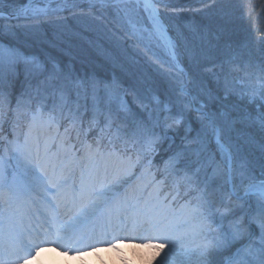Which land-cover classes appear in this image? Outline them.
Returning a JSON list of instances; mask_svg holds the SVG:
<instances>
[{"label":"snow or ice","instance_id":"6c2138e0","mask_svg":"<svg viewBox=\"0 0 264 264\" xmlns=\"http://www.w3.org/2000/svg\"><path fill=\"white\" fill-rule=\"evenodd\" d=\"M41 2L0 10V37H9L0 38V264H24L53 237L58 246L74 247L95 221L102 234L120 231L158 241L148 243L159 246L158 264H264V159L257 171L234 140L241 124L264 134V68L257 84L241 90L254 111L205 110L188 89L179 39L165 25L161 8L170 7L168 0H89L88 11L111 10L130 38L170 57L160 60L153 53L158 66L171 69L169 103L177 112L165 104L147 120L122 118L120 112L131 109L121 99L120 112L113 111L114 81L73 76L51 56L28 54L11 42L21 39L13 20L23 17L25 35L35 34L76 10L75 0ZM21 74L27 87L13 101L8 89ZM190 110L200 123L198 147L190 157H169L157 179L151 170L155 129L161 121L179 125ZM246 139L251 143L253 137Z\"/></svg>","mask_w":264,"mask_h":264},{"label":"trees","instance_id":"16d2710c","mask_svg":"<svg viewBox=\"0 0 264 264\" xmlns=\"http://www.w3.org/2000/svg\"><path fill=\"white\" fill-rule=\"evenodd\" d=\"M172 1L173 4L168 9L161 8V12L171 36L179 39L180 58L190 75L191 91L197 96L201 93L198 97L208 111L228 110L234 114L254 111L252 106L247 104L246 98L241 95V90L246 88L236 90L237 83L231 84L230 78L238 77L243 73L245 64L247 67L249 64L248 71L251 75L254 74L253 79L256 82L261 69L264 68L262 67L264 65V0ZM17 3L19 2L16 1L15 4ZM173 8L177 11H172ZM82 18L83 14H79L75 20H82ZM92 19L95 23L88 26L83 23L74 28L77 38L84 33L92 36L89 42H94L92 45L95 48L94 51L89 52L93 57H86L82 54L83 52L77 53V51H47L55 54L53 57L55 61L64 63L71 60L78 70L85 71L87 66L80 64L96 60L95 56L102 51L99 48V42L104 44L105 52L139 51L129 42L117 39L111 27L112 24H108L100 17ZM100 21L107 26L100 25ZM51 29L53 27L48 30ZM15 31L20 36V30L15 29ZM61 34L66 37L63 32ZM8 39L9 37L6 39L7 42ZM48 39L50 41V37ZM77 40L83 46L89 44V42L82 43L83 40L85 41L84 37ZM17 41L14 40V43L17 44ZM35 43L29 44L27 51L34 50ZM100 59H103L104 68H99L98 74L102 76L101 78L107 76L114 78L118 73L117 76L123 79L121 83H124V88L128 90L129 100L134 95L140 99L145 95L154 101V97H159L160 104L164 99L170 101L173 93L170 81L166 77L167 74H164L165 76L163 73L156 74L150 65L151 68L147 66L148 64L144 65L146 61L139 59V62L135 60L128 62L125 60V64L120 61L121 71L112 64L114 58L108 60L100 53ZM90 65L95 64L90 63ZM254 65L262 68L255 69ZM132 102L140 108H145L141 101L133 99ZM187 117L193 123V116L188 115ZM238 129L239 135L234 134V140L238 141L241 146L240 154L253 162L258 171L259 164L264 159V147H262L264 146V134L260 133L258 128H247L242 124L238 125ZM247 136L253 137L251 143L247 141Z\"/></svg>","mask_w":264,"mask_h":264},{"label":"rangeland","instance_id":"374dc122","mask_svg":"<svg viewBox=\"0 0 264 264\" xmlns=\"http://www.w3.org/2000/svg\"><path fill=\"white\" fill-rule=\"evenodd\" d=\"M19 2L17 4H14L15 2ZM205 1V0H202ZM28 2V3H27ZM169 5L173 4L172 0H168ZM29 5V0H3V2H0V10H2L4 12L5 11L11 12L13 10H18L24 7H27ZM75 4H76V10L75 11H67L65 12L64 15V19L62 21H67V22H60V24H58L57 21H52V22H47L48 24H42L43 26H45L44 28H40L39 32H36L35 34L28 32L27 35H25L26 30H27V24L24 21V19L22 18V21L17 23L12 21V24L15 26V29L20 30V37L21 38H26L29 35L30 41L31 43H35V47L34 49L36 51H77V53H82L84 55H86V57H93L91 56V53L89 51H94V46L92 45V43L94 42H89V40L91 41L92 36L87 35V33H84V35H81L77 38V35L75 34V26H78L79 24H83L86 23V26L90 25L91 23H95L93 22V15L95 14V12H100L98 11V6L97 8H95L92 11H88V9L90 8V2L89 0H75ZM32 6L33 7H40L43 6L41 0H32ZM80 9H84L85 11H80ZM104 18L107 20L110 17L111 21H115L116 24H118V26H121L126 32H127V26L122 23L120 20H118L115 16V14L110 11V10H104ZM79 14H83V18L82 20H75L76 17H78ZM117 19V20H116ZM103 24V21H100V25ZM51 26V27H50ZM103 26H107L103 24ZM51 30H48L50 28H52ZM54 28L56 29L54 31ZM44 29V31H43ZM43 31V32H42ZM64 33V35L66 37H64L61 32ZM44 33V34H43ZM92 34H95V32H91ZM48 37H50V41L48 39ZM64 37V38H62ZM81 37H84L85 41L83 40L82 43H86L89 42L88 46L86 45H82L81 43L78 42L77 39H80ZM59 41V43H58ZM137 43L141 44L142 46L145 47L146 44H148V41H139L137 40ZM12 43H14V40L11 41ZM29 44V42H27ZM27 43L24 42V45L22 47V50L24 49V51H27ZM38 43V44H37ZM99 48L102 51H106L105 46L102 42H99ZM37 46V47H36ZM49 46V48H48ZM150 54L153 55V53H155L156 56H158L160 58V60H170V57L167 56L166 52L161 49L156 47L154 44L149 45V47L147 48ZM82 50V51H81ZM133 54H137L135 52H132ZM132 54V56H133ZM104 55H106V57L108 58H115V53L114 52H109L106 53L104 52ZM96 60L100 59V52H98V55L95 56ZM96 60L91 61V63L96 65ZM99 63H101V61H99ZM98 63V64H99ZM64 64V63H63ZM167 69V68H165ZM188 82V81H187ZM190 91V90H189ZM119 95V94H118ZM199 96V94H198ZM201 96V93H200ZM199 96V97H200ZM214 148V145L212 146ZM180 153V152H179ZM184 167V165H183ZM150 242L148 241H134L132 243H122L119 244L115 250H108V249H101L98 250L97 252L91 253L89 254V256H86V261L89 264H116V262H118L119 260H121L122 258L126 257L127 255H129V252L126 251L124 249V245H132V244H148ZM166 250V249H165ZM152 253H155L154 259L152 260L151 264H158L155 261L159 258V256L157 255V250L156 249H150L149 250ZM45 257H47V259H53V255L50 253H45L44 254ZM119 255H121V257H119ZM123 255V256H122ZM82 261V260H81ZM80 261V262H81ZM47 264H50L51 261H47ZM75 262V261H74ZM72 262L71 264H77L76 262L74 263ZM82 263V262H81ZM54 264V263H51Z\"/></svg>","mask_w":264,"mask_h":264},{"label":"clouds","instance_id":"9594fccd","mask_svg":"<svg viewBox=\"0 0 264 264\" xmlns=\"http://www.w3.org/2000/svg\"><path fill=\"white\" fill-rule=\"evenodd\" d=\"M129 255L122 258L116 264H151L155 253L150 252V249L159 250V246L152 244H132L123 246ZM29 264H39V262H29Z\"/></svg>","mask_w":264,"mask_h":264}]
</instances>
